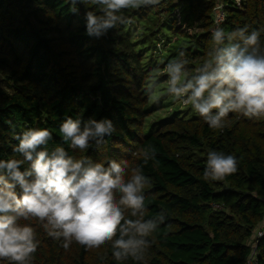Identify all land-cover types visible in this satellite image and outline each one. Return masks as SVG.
<instances>
[{
  "label": "trees",
  "instance_id": "obj_1",
  "mask_svg": "<svg viewBox=\"0 0 264 264\" xmlns=\"http://www.w3.org/2000/svg\"><path fill=\"white\" fill-rule=\"evenodd\" d=\"M219 5L225 18L217 25ZM71 8L69 0H0V159H21L13 152L15 136L47 128L50 149L62 145L77 159L106 165L115 159L126 164V178L141 166L151 180L144 190L145 218L164 210L166 219L150 237L144 262H118L110 245L73 243L66 251L38 221H21L37 231L33 264H251L255 249L252 264H264V233H257L264 222V118L230 113L223 129H212L182 104L148 133L156 122L148 125L149 117L168 94L146 93L153 76L167 82L163 69L181 50L190 71L199 67L218 26L259 30L264 46V0H160L125 10L133 23L100 38L86 34V6ZM69 116L108 118L115 131L100 145L74 151L59 132ZM149 146L156 159L143 165L141 151ZM213 150L237 158V172L223 181L203 178Z\"/></svg>",
  "mask_w": 264,
  "mask_h": 264
},
{
  "label": "clouds",
  "instance_id": "obj_2",
  "mask_svg": "<svg viewBox=\"0 0 264 264\" xmlns=\"http://www.w3.org/2000/svg\"><path fill=\"white\" fill-rule=\"evenodd\" d=\"M71 11L86 6V34L100 38L118 25L133 23L128 9L158 5L160 0H69ZM92 6V7H87ZM261 32L248 26L211 32L213 47L199 67L190 71L181 50L169 61L167 94L189 105L212 129H223L230 113L248 119L264 118V46ZM158 88L153 76L146 88L151 98ZM115 131L108 118L66 117L59 126L62 140L81 152L100 145ZM13 152L21 159H0V260L33 264L39 240L31 223L38 221L47 235L68 250L73 243L86 249L110 245L118 262L131 258L144 262L150 239L166 219L161 210L145 218L144 190L151 180L141 166L130 170L115 159L93 162L77 159L62 146L49 148L53 139L47 128H27L15 136ZM143 165L156 159L153 146L141 151ZM27 164V167H22ZM238 170L237 158L218 151L207 153L203 178L223 181ZM126 213L131 218L126 217Z\"/></svg>",
  "mask_w": 264,
  "mask_h": 264
},
{
  "label": "rangeland",
  "instance_id": "obj_3",
  "mask_svg": "<svg viewBox=\"0 0 264 264\" xmlns=\"http://www.w3.org/2000/svg\"><path fill=\"white\" fill-rule=\"evenodd\" d=\"M237 3L241 2V0H236ZM222 5H219L214 10V15L218 18L219 16L222 17ZM197 30L193 31L196 32ZM160 58V57H158ZM155 60V59H154ZM159 60V59H158ZM156 61V60H155ZM188 69H190L189 66H187ZM157 77V76H156ZM158 80V77H157ZM167 88V82L159 81L158 82V88H157V94L159 93H166ZM185 107H183L182 103L175 101L174 98L170 97L169 95L166 97L163 106L161 109L157 110L153 113L148 119V125H151L153 122H155L154 125L147 127L148 133L152 131L153 128H155L159 124V119L163 115H170L173 111L177 112L178 110H181Z\"/></svg>",
  "mask_w": 264,
  "mask_h": 264
},
{
  "label": "built area",
  "instance_id": "obj_4",
  "mask_svg": "<svg viewBox=\"0 0 264 264\" xmlns=\"http://www.w3.org/2000/svg\"><path fill=\"white\" fill-rule=\"evenodd\" d=\"M224 18H225L224 13H222V17H220V16L218 18L216 17V24L219 25L224 20ZM257 233H258V236L263 235V233H264V222H263L262 226H260V228L258 229ZM255 252H256V249L253 251L251 262H250L251 264L254 263Z\"/></svg>",
  "mask_w": 264,
  "mask_h": 264
}]
</instances>
